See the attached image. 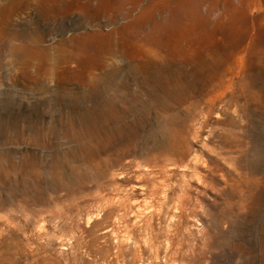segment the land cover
Here are the masks:
<instances>
[{
	"label": "rangeland",
	"instance_id": "rangeland-1",
	"mask_svg": "<svg viewBox=\"0 0 264 264\" xmlns=\"http://www.w3.org/2000/svg\"><path fill=\"white\" fill-rule=\"evenodd\" d=\"M0 264H264V0H0Z\"/></svg>",
	"mask_w": 264,
	"mask_h": 264
},
{
	"label": "bare ground",
	"instance_id": "bare-ground-1",
	"mask_svg": "<svg viewBox=\"0 0 264 264\" xmlns=\"http://www.w3.org/2000/svg\"><path fill=\"white\" fill-rule=\"evenodd\" d=\"M107 106L109 108V114H111L112 109H111L110 101H107ZM168 161L169 160L164 158L159 163H155L154 166H152L153 169H154V172H152V177H153L152 182L157 184L156 185L157 192H159V193H162L164 191V187L166 186V182H165L166 167H167L168 164L171 165V163H169ZM106 163H107L106 161L103 162V164H105V165H106ZM98 164H101V162H98ZM135 165L137 167H141L142 166V162L141 161H135ZM190 179H191V181L194 184H198V181H197V178H196L195 175H192ZM181 199H182V205H183V199H184L183 195H177L176 198H175V202H180ZM72 238H73V241L75 243V246H77L80 243L79 240L74 238V237H72ZM166 241L168 242V244L170 243L169 239H166ZM143 243L145 245H147L150 249L151 248H155V250H157V247L153 246V237L152 236H151V238H149L147 240H144Z\"/></svg>",
	"mask_w": 264,
	"mask_h": 264
}]
</instances>
